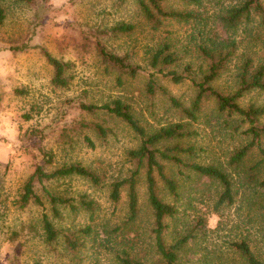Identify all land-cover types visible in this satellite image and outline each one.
<instances>
[{
    "label": "rangeland",
    "instance_id": "1",
    "mask_svg": "<svg viewBox=\"0 0 264 264\" xmlns=\"http://www.w3.org/2000/svg\"><path fill=\"white\" fill-rule=\"evenodd\" d=\"M217 1L167 0L168 7L191 10L195 16L189 22L166 21L153 31L136 14V0H34L31 4L0 0L7 12L0 29V264H121L118 255L124 248L131 255L158 261L143 176L134 221H127V187L118 202L109 197V184L133 169L128 150L137 145L135 132L123 120L102 110L88 113L77 103L101 104L121 98L149 132L181 121L177 107L163 91L188 104L193 95L190 77H197L200 66L206 64L196 48L203 34L221 40L235 35L238 54L249 52L254 59H264L259 14L253 13L250 22H242L235 30L228 29L221 25L218 13L242 0ZM122 20L136 23V28L129 33L114 30ZM255 35L261 38L256 40ZM26 40L72 63L73 78L66 88L51 83L52 68L39 49L15 52L8 48L11 41ZM163 41L170 42L177 55L173 68L183 72L190 63L194 72L178 84L157 73V86L149 94L146 82L153 70L148 51ZM99 43L113 52L129 53L131 61L142 69L134 77L112 70L99 54ZM239 62V57L230 62V72L219 80L222 88L230 84V73ZM249 102L264 103V92L253 91L240 100L243 105ZM209 113L191 124L193 132L181 144L193 150L182 158L221 165L238 181L233 186L234 201L216 208L221 192L216 181L188 167L183 168V175H177L175 166L166 164V174L175 178L179 187L176 197L156 177L158 195L176 210L166 220L163 239L171 244L188 237L178 253L179 264H241L230 242L242 238L264 258V189L247 182L258 152L249 153L238 168L229 166V153L248 138L241 134L242 128L234 130L237 120L231 118L225 124L214 112ZM95 123L106 135L94 128ZM46 153L53 158L48 169L77 162L101 177L96 185L78 176L61 177L48 185L52 192L76 199L77 211L59 208V218H52L62 233L77 239L75 248L63 235L47 241L41 225L43 213L51 215L47 204L21 206L18 202L23 183L35 165L43 163ZM82 197L93 202L91 210L79 204ZM87 226L90 231H84Z\"/></svg>",
    "mask_w": 264,
    "mask_h": 264
},
{
    "label": "trees",
    "instance_id": "2",
    "mask_svg": "<svg viewBox=\"0 0 264 264\" xmlns=\"http://www.w3.org/2000/svg\"><path fill=\"white\" fill-rule=\"evenodd\" d=\"M13 1L26 4L34 2V0ZM166 1L136 0L138 5L136 14L145 19L153 31L161 29L166 21L189 22L195 16L191 10L179 11L170 6L168 7ZM187 1L198 3V0ZM217 2H221V0ZM253 13L259 14V24L264 28V6L261 0H242L235 5H229L226 9L221 8V12L218 13V19L221 25L235 30L242 22H250ZM6 17L7 12L0 4V29L4 25ZM136 25L134 22L122 20L117 22L113 29L121 33H129L136 28ZM260 38L255 35L256 40ZM30 40L23 42L11 41V45L8 48L15 52H25L32 48L39 49L46 62L52 68L51 83L54 86L66 88L73 78L70 74L72 63L52 55L46 47L32 44ZM262 42L264 45V41ZM97 47L102 60L116 72L134 77L142 69L141 65L131 61L129 53L120 54L113 52L106 49L101 43ZM171 48L172 44L170 42L163 41L148 51V64L150 69L153 70L148 74L146 82L149 94L154 93L157 86L155 81V74L157 73L178 84L184 82L187 78V73L190 76L194 72L190 63L185 64L183 67L185 73L173 68L177 63V55ZM196 48L206 64L205 67L200 66L197 77H190L193 95L188 104L185 105L179 102L166 90L163 91L177 107L181 121L149 132L134 116L131 106L121 98H114L101 104L81 101L77 103L80 109L88 113L102 110L123 120L136 134L137 145L128 150L133 169L130 170L128 176L116 179L109 184V197L113 202H118L122 189L127 187V221H134L139 213V188L141 176H143L146 201L150 209L153 225L150 232L153 236L155 252L159 259L152 263L151 260L141 255H131V251L129 252L128 249L124 248L118 255L121 264H179L178 253L185 246L188 237H181L171 244H167L164 241L163 233L167 228L166 220L172 218L176 210L172 204L166 203L161 199L156 186V179L158 178L162 180L171 194L178 197V181L166 174V164L175 166L177 175H183V168L188 167L198 175L216 181L221 187V192L215 203L216 208L224 204L230 205L233 203V195L235 193L233 186L238 181H233L230 174L221 165L185 162L182 158V154H189L193 147L190 145L183 147L181 141L192 134L193 131L190 126L200 116L207 117L211 111L225 124H229L232 119L237 120L234 130L237 131L242 128L241 134L248 139L243 145L237 146L229 153L228 165L238 168L245 157L256 149L258 158L249 168L250 172L248 173L247 182L256 184L264 189V103L249 102L245 105L240 103V100L248 93L253 91L264 92V59L260 57L259 59H254L249 52L238 54L236 36L232 34L222 40L203 34L201 41L196 44ZM235 57H239L240 62L234 65V69L230 73V84L222 88L219 80L224 73L230 72L229 64ZM93 126L101 134L106 135L104 128L100 124L95 123ZM85 139L91 144L87 137ZM52 159L51 154L46 153L42 159L43 163L35 165L23 183L18 202L21 206L34 204L44 207L47 204L51 215L43 213L41 218L42 229L47 241L52 242L59 235H63L67 243L75 248L77 239L72 238L67 233H62L63 231L55 226L53 219L59 218V208L77 211L76 199L56 194L49 189L48 185L61 177L68 176L82 177L96 185L101 181V177L77 162L48 169L47 166L52 163ZM79 202L87 210L92 209V201H87L82 197ZM89 228L87 226L84 231H90ZM230 245L234 252L239 255L241 264H264V258L261 257V253L252 248L249 240L242 238L230 242Z\"/></svg>",
    "mask_w": 264,
    "mask_h": 264
}]
</instances>
